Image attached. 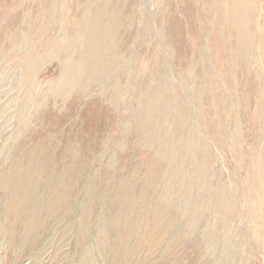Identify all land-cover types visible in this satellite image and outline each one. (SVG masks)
<instances>
[{
    "label": "rangeland",
    "instance_id": "rangeland-1",
    "mask_svg": "<svg viewBox=\"0 0 264 264\" xmlns=\"http://www.w3.org/2000/svg\"><path fill=\"white\" fill-rule=\"evenodd\" d=\"M226 1L0 0V264H264V0Z\"/></svg>",
    "mask_w": 264,
    "mask_h": 264
},
{
    "label": "bare ground",
    "instance_id": "bare-ground-1",
    "mask_svg": "<svg viewBox=\"0 0 264 264\" xmlns=\"http://www.w3.org/2000/svg\"><path fill=\"white\" fill-rule=\"evenodd\" d=\"M213 1V0H212ZM229 1V0H228ZM228 1H226V2H228ZM231 1V0H230ZM211 2V1H210ZM231 2H233V1H231ZM231 2H230V4H231ZM238 2V1H237ZM241 2H242V0H241ZM202 3H203V1H202ZM223 3V2H222ZM245 2H243L242 4H244ZM205 4H206V2H205ZM229 4V3H228ZM232 4H234V3H232ZM203 5V4H202ZM223 5V4H222ZM222 5L220 4V6L222 7ZM219 6V7H220ZM238 6H239V4H238ZM242 6V5H241ZM204 7V6H203ZM230 7V6H229ZM242 7H244V5L242 6ZM241 7V8H242ZM108 8V7H107ZM206 8H207V6H206ZM222 8H224V7H222ZM239 9H240V7H239ZM94 10V9H93ZM108 10V9H107ZM209 10V9H208ZM207 10V11H208ZM222 10V9H221ZM243 10V9H242ZM241 10V11H242ZM106 11V10H105ZM109 11V10H108ZM111 11V10H110ZM114 11V10H113ZM224 11H225V9H224ZM231 11V10H230ZM226 12V11H225ZM109 13V12H108ZM113 13V12H112ZM224 13V12H223ZM233 12L231 11V14H232ZM240 13H242V12H240ZM84 15V14H83ZM111 15V14H110ZM110 15H109V18H110ZM115 15V14H114ZM222 15V14H221ZM234 15V14H233ZM223 16V15H222ZM224 16H225V14H224ZM227 16H229V15H227L226 14V16H225V18L227 17ZM111 17H112V15H111ZM239 17V16H238ZM91 18H92V16H91ZM231 18V17H230ZM235 18H237V17H235ZM99 19V18H98ZM115 20V19H114ZM225 20V19H224ZM224 20H222V21H224ZM238 20V19H237ZM110 21V20H109ZM227 21V20H226ZM233 21V20H232ZM89 22V21H88ZM236 22V21H235ZM109 23V22H108ZM232 23V22H231ZM89 24V23H88ZM111 24V23H110ZM224 24V23H223ZM229 24V23H228ZM233 24V23H232ZM114 25V24H113ZM234 25V24H233ZM237 25V24H236ZM230 26V25H229ZM232 26V25H231ZM40 27V26H39ZM88 27V26H87ZM236 27V26H235ZM42 28H43V26H42ZM41 28V29H42ZM112 28V27H111ZM236 28H238V27H236ZM108 29V28H107ZM239 29H240V27H239ZM43 30V29H42ZM88 30V29H87ZM111 30V29H110ZM41 31V30H40ZM95 31H97V29L95 30ZM113 31V30H112ZM88 32V31H87ZM99 32V31H98ZM97 32V33H98ZM226 32V31H225ZM231 32V31H230ZM237 32V31H236ZM239 32V31H238ZM94 33V32H93ZM115 33H116V31H115ZM240 33V32H239ZM241 33H242V30H241ZM106 34V33H105ZM112 35H114V33L112 34ZM236 35H238L237 33H236ZM116 36V35H115ZM119 36V35H118ZM117 36V37H118ZM92 37V36H91ZM95 38V37H94ZM105 38V37H104ZM103 38V39H104ZM98 39V38H97ZM117 40V39H116ZM96 41V40H95ZM167 41V40H166ZM99 42H100V40H99ZM108 42H109V40H108ZM104 43H105V41H104ZM121 43V42H120ZM115 44V43H114ZM114 46H117V45H114ZM109 47V46H108ZM114 50V49H113ZM106 52V51H105ZM97 53V52H96ZM108 55V54H107ZM109 56V55H108ZM232 56V55H231ZM233 59V58H232ZM104 60V59H103ZM107 60V59H106ZM105 61V60H104ZM233 61V60H232ZM83 67H84V65H83ZM92 70V69H91ZM84 71V70H83ZM87 71V70H86ZM86 73V72H85ZM74 79V78H73ZM82 80V79H81ZM79 83V82H78ZM88 85V84H87Z\"/></svg>",
    "mask_w": 264,
    "mask_h": 264
}]
</instances>
